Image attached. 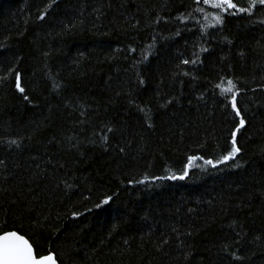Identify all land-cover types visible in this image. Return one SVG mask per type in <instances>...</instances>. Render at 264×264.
Here are the masks:
<instances>
[{
  "label": "trees",
  "instance_id": "trees-1",
  "mask_svg": "<svg viewBox=\"0 0 264 264\" xmlns=\"http://www.w3.org/2000/svg\"><path fill=\"white\" fill-rule=\"evenodd\" d=\"M49 3L0 0V75L21 73L31 101L14 75L0 81V220L31 235L49 216L58 228L33 239L58 264H264V5L56 0L39 19ZM213 14L223 23L206 27ZM221 77L237 83L246 126L236 160L212 168L203 160L230 150L239 123ZM189 155L202 159L184 180L154 179Z\"/></svg>",
  "mask_w": 264,
  "mask_h": 264
},
{
  "label": "snow or ice",
  "instance_id": "snow-or-ice-1",
  "mask_svg": "<svg viewBox=\"0 0 264 264\" xmlns=\"http://www.w3.org/2000/svg\"><path fill=\"white\" fill-rule=\"evenodd\" d=\"M56 3V0H51V3L45 6L43 11L41 12L39 19L43 20L45 18V14L47 13L48 9L52 7L53 4ZM200 0H197V4L199 5ZM203 4L211 9H217L219 10V13H227L229 15H235L237 13H244L247 12L249 15L253 14V8L259 4L264 5V0H250L249 6L247 9L244 7H237L236 3H233V0H203ZM198 11H203L202 9L198 8ZM234 10V11H229ZM212 20L215 21V24H208L206 27H215L216 25H221L223 23L222 16L219 14H213ZM205 19L207 20V15L205 16ZM183 22V21H182ZM261 23H264V21H261ZM201 31L203 32L204 29L202 28ZM201 51H208L207 48H201ZM144 59H147V55L144 57ZM198 59V56H197ZM196 60H183V64H195ZM15 76V88L18 93L23 95V99L25 101L29 100V96L25 94V88L22 83V77L21 73L15 71L14 69H10L7 75H0V81H7L11 76ZM184 75H187V73H184ZM144 81L141 80L140 84L143 85ZM225 86V78L221 77L220 82L216 83L214 87L219 90L220 96L222 98L224 97H230L228 98V104L231 105V111L235 114V117L239 118L238 125L235 126L234 130L231 131V140H230V150H227L224 154L218 156L215 161L213 159H204L203 163L204 165L211 166L212 168H216L217 165L220 164H226L229 161H235L237 156L241 152V148L239 147V143L237 140V134L241 131V129L245 128L246 126V119L243 117L241 110L238 108V100L237 97L239 95V90L237 87V83L229 78L226 81ZM60 87L59 84L54 83L53 84V90H57ZM173 100L169 99L166 101L165 104H162L161 107H166L169 104H172ZM140 112L145 114V123L147 124L148 128L153 127V123L151 122L150 117V110L145 108H139ZM114 129L112 127H107L106 132L100 134L101 135V143L107 144L108 143V133H112ZM10 145H15L16 147L20 146L19 141L17 140H10L8 141ZM94 143V142H93ZM107 150V149H105ZM120 153L125 152V148L121 146L119 148ZM202 157L198 155H189L187 157V162L183 165L182 171L177 174L176 172H171L168 169H165V172L167 173L164 176H157L154 179L155 180H184L188 175L190 169H192L194 163L196 161L201 160ZM4 161L0 160V165H3ZM239 167L240 165L237 163L236 165ZM63 167V165H61ZM147 182V176H145L143 179L135 181V183L139 184H145ZM154 182V181H153ZM68 188H71V185H67ZM84 199H88V197H84ZM112 199L111 196H107L102 200V204L106 205L110 202ZM99 207V205H98ZM28 212L31 214L34 212L33 209L28 208ZM82 213L78 212H72V218L76 219L79 215ZM19 220L22 222L24 220V215L21 213L19 215ZM15 220L12 221L13 227L9 228V220L7 214L0 220V264H57L58 257L54 256V254L49 251L45 252V250L36 242L35 239H33L34 236H38L40 231H43L47 227L51 228H58L56 224H53L51 222V219L49 216H37L35 219V222L32 223L30 226L34 231L31 235L24 233L20 228H16ZM191 235V233H189ZM240 234L237 233V236ZM260 238L257 237V240ZM235 243L239 244L240 240L237 239L234 241ZM165 244L168 243L167 240L164 241ZM246 251L243 254H238L237 252H231V258L235 261H242L246 256ZM62 264V262H61Z\"/></svg>",
  "mask_w": 264,
  "mask_h": 264
},
{
  "label": "rangeland",
  "instance_id": "rangeland-1",
  "mask_svg": "<svg viewBox=\"0 0 264 264\" xmlns=\"http://www.w3.org/2000/svg\"><path fill=\"white\" fill-rule=\"evenodd\" d=\"M230 11H233V10H230Z\"/></svg>",
  "mask_w": 264,
  "mask_h": 264
},
{
  "label": "water",
  "instance_id": "water-1",
  "mask_svg": "<svg viewBox=\"0 0 264 264\" xmlns=\"http://www.w3.org/2000/svg\"><path fill=\"white\" fill-rule=\"evenodd\" d=\"M58 264V263H57Z\"/></svg>",
  "mask_w": 264,
  "mask_h": 264
}]
</instances>
